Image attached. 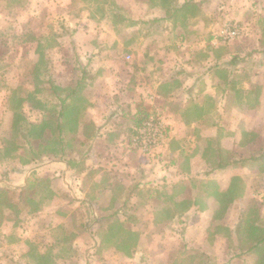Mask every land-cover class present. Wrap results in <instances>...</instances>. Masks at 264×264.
I'll use <instances>...</instances> for the list:
<instances>
[{"label":"rangeland","instance_id":"rangeland-1","mask_svg":"<svg viewBox=\"0 0 264 264\" xmlns=\"http://www.w3.org/2000/svg\"><path fill=\"white\" fill-rule=\"evenodd\" d=\"M218 2L204 8L203 4L197 5L193 0H0V136L11 132V106L23 108L27 119L36 116V109L29 103L22 106L17 101L21 97L28 98V90L37 85L43 89L36 98L49 100L52 94L46 88L51 81L63 88L83 77L88 85L84 89L100 88L105 82H152L165 71H161V65L157 71H154L155 66L137 65L139 58L145 57L139 54L143 51L140 49H156L155 60H152L153 55L149 57L156 63L157 60L162 62L160 54L165 48H168L165 59L171 56L175 61L185 57L187 50L189 57L196 56L199 48L201 50L197 44L201 39L189 35L181 41L178 34L184 30L201 32V24L197 25L196 21L202 10L208 21L205 37L209 33L216 39L225 22H238L242 27L241 34L233 40H216L231 45L232 49L250 53L247 57L242 55V62L238 61L241 70L235 81L238 86H244V82L254 75V82H262L261 102L254 108L237 105V116L239 118L240 112H244L251 118L248 124L253 132L251 149H263L264 152V0H221L224 6L220 10L217 9L220 0ZM176 4L186 6L171 18L175 21L171 30L156 16L163 14L165 8H174L166 5ZM153 5L155 8L151 7ZM176 23L184 24L186 29L178 28ZM167 29H170L168 37ZM153 72L156 74L152 75ZM178 73L170 72V79L182 82L185 78V82H193L200 69L195 66L185 73ZM8 90H13L14 99H10V95L4 98ZM241 90L245 89L239 87L238 91ZM253 96L255 90L249 92L247 100L251 101ZM226 106L209 102L201 106L206 117L202 123L210 125L202 131L195 124L190 125L188 131L181 126L169 128L162 113L149 109L161 118L168 129L167 134L170 129L177 135L181 133L176 139L179 150L164 153L160 150L163 140L149 153H142L130 148L126 137L122 142L126 153H111L110 156V161L119 169L126 170L128 163L131 165V171L123 173L126 183L120 182L114 189L116 195L126 194L125 201L108 199L104 190L95 193L96 199L89 198L83 195L79 185L74 186L72 174L62 169L61 162L70 166L82 156L84 160L85 154L81 153L84 147L78 145L79 138L67 130L63 133L62 143L52 133L47 140H32L30 145L21 146L25 149L11 151L13 158L8 157L6 149L0 146V182L17 186L30 175L40 179L36 211L27 213L23 210L15 214L4 210L0 216L4 230L14 232L7 238L0 237V242L11 243L1 250L0 264H227L234 244L235 222L254 207L264 214V174L251 166L239 168L238 172L244 176L242 181L233 182L232 189L235 194L246 191L251 201L245 203L240 199L236 203L241 204L242 209L232 211L231 208L230 214L221 211V202L213 192L226 188L227 178H213L207 172L212 164H216L217 158L226 161L230 156L226 152L215 154L216 143H225L227 139L234 142L235 135L229 136V132L236 130L239 134L245 127L239 119L233 121L229 115L223 117L230 112ZM196 124L199 126L201 121ZM210 132L215 136L209 141L201 140L202 133ZM205 143L212 151L202 152ZM63 146L64 152L60 150ZM38 151L41 155L32 158V152ZM252 153L240 152L239 155ZM124 158H128L125 168L122 167ZM140 160L149 164L146 167L152 170L149 176L143 175V171L136 173ZM170 161L178 171L184 169L183 164L191 166L178 185H172L168 180L172 171L167 175L162 170ZM181 198H189L192 204L182 213V207L175 203ZM119 210L124 214H116ZM89 218L91 224L84 229L82 225ZM3 254H6L4 258ZM250 260L251 257H232L230 264H244Z\"/></svg>","mask_w":264,"mask_h":264},{"label":"crops","instance_id":"crops-1","mask_svg":"<svg viewBox=\"0 0 264 264\" xmlns=\"http://www.w3.org/2000/svg\"><path fill=\"white\" fill-rule=\"evenodd\" d=\"M193 1H196V3H198L197 5L203 4L204 8L208 5L214 6L219 3L218 0ZM153 6L151 7L155 8V5ZM180 6H183V4H176L174 6L166 5V7L174 8H179ZM222 6L224 5H221L220 0V6H217V9H222ZM174 8H169V10L165 8L163 14L156 16L157 20L167 23V25L170 26L169 28H171V30L174 28V20L171 19L174 17H171V13ZM151 10L154 11V9ZM199 13L200 15L197 18L198 21L196 22L197 25L201 24V32L198 31L188 33L187 30H184L186 29V26L184 24L176 23L178 28L185 31L178 34L181 41L185 40L189 35L190 37L197 40L201 39V41L197 43L201 47V50L199 48V50L197 51V57H189L190 54L187 50V52H185V57L181 56L175 61L174 59H171V56H167V59H165V55L167 54L166 50L168 49L165 48V51L162 53V55L160 54L162 62L160 60H157L156 63L152 62V60H155L156 49L144 50L142 48L140 50H143L144 52L139 51V54L145 57L143 59L139 58V61L136 62L137 65L145 66L147 68H153V66H155L154 71H157L159 69L158 65H161V71H165V73L160 76V78H158L157 80L154 79L152 82H105L100 88L94 87L93 89H83V91H81V95L84 99L85 110L82 112L83 116H81V118L79 119L80 124L78 123L79 126L77 127V130L73 131L71 134L72 136L79 138L80 142H78V145L84 147L82 148L83 152L81 153L85 154V158L83 160L82 156L79 160L77 159V161H75L70 166H65L64 162H61V167L62 169L64 168L67 170L66 173L72 174V177L74 178L72 183L74 184V186L79 185L81 191H83V195H88L89 198L93 196V198L96 199L98 195H96L95 193H98L99 190H104L103 193H106V195H108V199L110 200L112 198H115L117 200L122 199V201L127 200L126 194L116 195L114 193V189L118 184H120V182L126 183V181L124 180V177L126 175H124L123 173H128V171H131V165L128 163V158H124V166L122 167L125 168L126 163H128V167L125 168L126 170L119 169L118 166H115L113 161H110L112 160L110 156H112L111 153H126L124 152V145L122 142L126 137L128 138L130 136V128L132 127L133 115L139 107L144 108L147 111L149 109H152L155 112L157 110L162 113L164 119L166 120L165 122L170 125L169 128L174 127L177 129L178 126H181V128H187V130L185 131H188V129H190L188 127L195 124L197 127H199V129L201 128L202 131V129H205L207 126L209 128L210 125L202 123L206 121V117L204 112L201 111V106L205 105V103L207 102L227 105L226 109L230 110V112L229 114H224L223 117L225 118L226 115H229L230 120L235 121L239 119L238 122L241 124L243 122L245 127L243 129L241 128V132H239V134L236 133V130H232L233 132H229V136H232L233 134L235 135L236 140L234 142H232V140L228 142L227 139L225 143L222 141L220 143H216L217 146L214 148L215 154L226 152L230 154V156L226 161H221L220 157L217 158L218 160L216 164H212V166H210V170L207 172V174L210 176L212 175L213 178L217 176L225 177L227 178L225 182L228 181L226 188H218L217 190H214L213 194L227 191L229 188H233V182L242 181L241 177H243L244 175L238 172L239 168L251 166L256 170V168L250 163L230 162H232L233 160H238L239 158L264 153L263 149L258 151L251 149L253 142V135L251 133L253 132H251V129L248 128V124L251 118H249V116L244 112H240L241 116L239 118L237 116V105H252L255 102L254 96L252 97L251 101L247 100V96L249 92H253V88L255 87V85L260 86L262 85V82H254L255 78L253 75V77H251L249 81L244 82V86H238L237 82L235 81L237 73L241 70V68L239 69L238 61L242 62V55L247 57L250 53H243L242 50L238 51L237 49H232L231 45L224 44L223 42L222 44L221 41H217L215 37H212V34L210 35L209 33H207L208 36L205 37L204 35L206 33V25L208 24V21H205L207 19V16L202 10H200ZM168 30L170 29H167L165 31L166 37L169 36ZM137 50H139V48H137ZM159 53H161V51ZM152 55L154 56V58L151 60V58L149 57H151ZM238 55H240V57ZM195 66L199 67L200 73L195 76L193 82H185V78L182 79V82L174 80L175 78H173L172 80L170 79V72L175 70L179 72L178 74H182L187 70H192V68ZM187 73L190 74V72ZM155 74V72L152 73V75ZM239 87H243L245 90H243V92L242 90L238 91ZM247 89L249 91H247ZM259 96L260 95H258L257 106L261 102V97ZM232 106H236L234 107L233 112ZM199 121H201V126H198V124H196V122ZM196 126L194 127L195 129H197ZM213 126L217 128L215 125ZM170 130L165 141L160 145L162 147L160 148V150L164 153H174L176 150H179V144L177 143L178 140L176 139L180 137L179 135L181 133L177 135L175 130ZM213 136H215L213 132H210L209 134L202 133L201 140L207 139L209 141V139ZM181 139H183V136L181 137ZM208 150L212 151L210 148H208V146L206 147L205 143L202 152H207ZM240 152L254 153L241 156L239 155ZM105 156H107L106 161L104 160ZM202 157L205 158V156L203 155ZM90 158H92V161L90 160ZM203 160L207 162V164H209L208 160ZM226 163L230 164L224 167L219 166V164ZM151 164L156 166V164L154 163ZM173 164L174 162L170 161V163L166 165L162 170L165 173L167 172V175H169L172 171V174L170 175L168 180H171L172 185H178V183H181V181L183 182L184 177L188 172L187 170L191 166L188 163L183 164L182 167H184V169L178 171V167L175 168ZM137 165L139 166L136 167L139 168L138 172L136 173H140L141 171H143V175L149 176L152 172L150 168L146 169V167L149 166L148 163H142V161L140 160L137 162ZM155 170H158V168H155ZM259 173H261V175L264 174L262 172ZM96 174H99V176H97ZM26 179L27 178H25L21 185L25 183ZM245 181L247 183L246 176ZM137 186H140V182H137ZM238 194H240L239 196H237L239 199L235 197L231 201H229L222 212L229 211L230 214L231 208L232 211L234 210V208L242 209L241 204L239 205L238 203H236L240 199H243L245 203L251 201V198H248V194L246 191L245 194L243 190L238 192ZM217 196L218 195H216L215 197L217 198ZM175 200L178 199L176 198ZM233 205L235 207H232ZM191 206L192 205H190V207L185 210L182 209L180 213L189 210ZM243 210H247V208H243ZM201 211H203V209H201ZM123 212V210H119V212H116V214L118 213L123 215ZM237 223L238 222H235L233 234H235ZM3 226L4 223L3 225H0V237L7 238L9 235H11L10 233H14L8 232L9 230H4L5 228ZM232 237L235 243L236 234ZM8 244L11 243H9V241L0 242V253H2L1 250L4 251L8 247ZM5 255L3 254L2 258H4ZM22 256H24V253L21 254V257ZM1 260L5 261V259Z\"/></svg>","mask_w":264,"mask_h":264},{"label":"trees","instance_id":"trees-1","mask_svg":"<svg viewBox=\"0 0 264 264\" xmlns=\"http://www.w3.org/2000/svg\"><path fill=\"white\" fill-rule=\"evenodd\" d=\"M184 6H186V4H183V6H180L179 8H174L171 13V17L182 10V7L184 8ZM180 17L182 18V16ZM39 57H42V54L39 53ZM40 59L42 60V58ZM35 66L34 70L37 71L38 66ZM39 76L40 73L38 71V77ZM85 86L86 82H84L83 77L76 79L72 86L67 84L63 88L55 85L54 82L51 81L48 88H46L50 94H52V99L49 100L36 98V95L43 89L40 85L35 86L32 90H28V93H30L28 98L21 97L17 102L18 105L22 106L24 103H29L32 108L36 109V116H34L33 119H27L24 117L25 110L23 108L15 109L11 106V132L7 135L0 136V146L6 149V155H8V157H12L10 154L11 151H16L20 148L23 149L24 147L21 146L30 145L32 140H47L48 137L50 138V136H52V133H55V135L59 137V143H62L64 131L67 130L68 133H72L77 130V127L80 124L79 119L83 116L82 112L85 110L84 99L81 95V91L85 88ZM253 89L255 90V102L252 105H249L250 108H254L258 104L257 99L260 93V86L255 85ZM12 91L8 90L4 98L7 99L10 95V99H14V92L13 95H11ZM148 115V111L144 108L139 107L136 110L133 115L132 127L130 128L128 141L130 140L131 135ZM166 130L168 131L167 127ZM18 140L22 142L19 144L17 142ZM10 146H12V148ZM61 146L62 145H60V147ZM60 150L64 152L65 147L63 146ZM40 155V151L32 152V158L34 159ZM238 162L250 163L257 171L264 173V153L239 158L238 160H233L230 163ZM230 163L219 164V166L224 167ZM30 176L31 177L27 178L25 183L20 186L8 185L0 182L1 217L4 210L13 211L15 214H19L23 210H26L27 213L37 210L39 207V200L36 196L40 193L38 188L40 179L38 176ZM213 195H218L217 199L221 202L222 211L225 209L229 201L240 194H235L234 190L229 188L227 191L219 192ZM223 197L224 201L222 202ZM16 200L20 202V205L16 204ZM175 203L180 205L184 210L192 205L189 198H182L179 202ZM87 209L89 210V208ZM91 221L92 220L89 218L87 223L83 224L82 227L87 229L88 226H90ZM235 234L236 242L231 246L232 253L230 258L227 260V264H230L232 257L241 258L243 256L251 257V260L244 264H264V214H261L257 207L249 209L247 212L242 214L236 225Z\"/></svg>","mask_w":264,"mask_h":264},{"label":"built area","instance_id":"built-area-1","mask_svg":"<svg viewBox=\"0 0 264 264\" xmlns=\"http://www.w3.org/2000/svg\"><path fill=\"white\" fill-rule=\"evenodd\" d=\"M241 32L242 27L238 22H225L216 39L227 42L238 37ZM128 58L129 56H127ZM148 114L128 141L130 148L142 153H149L159 146L167 137L168 132L158 114L149 110Z\"/></svg>","mask_w":264,"mask_h":264}]
</instances>
